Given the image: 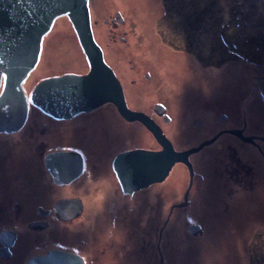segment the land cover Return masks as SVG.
<instances>
[{
    "label": "rangeland",
    "instance_id": "1",
    "mask_svg": "<svg viewBox=\"0 0 264 264\" xmlns=\"http://www.w3.org/2000/svg\"><path fill=\"white\" fill-rule=\"evenodd\" d=\"M174 1L89 0L94 38L105 60L127 86V97L138 93V100L128 104L146 110L162 101L164 105L157 106H166L170 116L162 123L163 130L177 151L195 147L222 130L238 132L221 133L189 155L192 176L184 163L176 162L164 182L144 188L150 203L141 206L147 211L142 212L138 229L144 238L157 236L166 222L162 237L170 247L171 264H264V157L260 153H264V0ZM189 1L198 3H184ZM229 7L237 14L232 29L227 28L224 14ZM117 13L123 17L121 23ZM87 68L71 24L59 17L44 36L39 61L23 86L29 92L44 78L68 72L82 75ZM131 79L142 84L135 87L129 84ZM188 88L199 90L189 104ZM103 126L98 133L102 148L153 146L138 124L124 127L115 121ZM71 131H63L65 137L58 143L78 140ZM242 136L252 142L237 139ZM123 138L124 142H116ZM255 142L262 145L259 151L250 145ZM234 153L253 168L252 176L241 175L243 184L232 176L228 179L226 173L231 165L237 166ZM186 193V204L181 205ZM139 194L134 196L142 201ZM171 206L178 208L170 215ZM257 244L263 257L255 262L249 251Z\"/></svg>",
    "mask_w": 264,
    "mask_h": 264
},
{
    "label": "flooded vegetation",
    "instance_id": "2",
    "mask_svg": "<svg viewBox=\"0 0 264 264\" xmlns=\"http://www.w3.org/2000/svg\"><path fill=\"white\" fill-rule=\"evenodd\" d=\"M111 24L117 25L115 20ZM104 61L109 65L105 58ZM129 66L133 71L134 66L131 63ZM144 76L149 81L150 74ZM118 79L127 108L147 115L165 134L162 123L168 122L170 116L166 106L163 112L157 107L163 102L155 101L146 110L130 106L128 100L137 101L138 93H129L128 98L127 86ZM194 83L198 84V79ZM129 84L138 87L142 82L131 79ZM23 89L28 100L23 124L15 131H0V264H171L170 247L162 237L166 222L161 224V234L157 236L144 238L138 229L142 212L147 211L141 206L145 202L148 207L150 203L143 189L155 183L124 190L113 167L115 157L121 153L160 150L154 136L140 121H127L111 103L68 119L53 118L33 106L28 98L30 91L24 86ZM197 91L187 89V104ZM115 121L124 127L134 128L138 124L153 146L102 148L98 133L104 124ZM70 129L69 134L78 140L58 143V139L62 141L65 137L63 131L67 133ZM90 133L94 138L89 137ZM116 142L122 143L124 138ZM255 144L250 145L259 151L262 145ZM62 153H66L64 159L59 155ZM56 154L50 172L47 160ZM233 158L237 166L227 167L228 179L232 176L243 184L241 175L252 176L253 168L240 161L242 155L234 153ZM261 174L264 181V169ZM262 180L259 178L260 183ZM136 194L143 200L136 198ZM161 195L168 196L166 191ZM147 217L150 227L152 221ZM47 257L52 260L45 261Z\"/></svg>",
    "mask_w": 264,
    "mask_h": 264
},
{
    "label": "water",
    "instance_id": "3",
    "mask_svg": "<svg viewBox=\"0 0 264 264\" xmlns=\"http://www.w3.org/2000/svg\"><path fill=\"white\" fill-rule=\"evenodd\" d=\"M63 16L76 34L89 70L82 75L65 73L44 78L31 89L28 98L33 106L57 119H68L111 103L128 121H140L161 148L156 151L136 149L115 157L113 167L124 190L162 182L176 162L184 163L192 176L189 155L215 141L221 133H238L233 129L222 130L195 147L176 152L154 121L142 112L127 108L120 81L105 63L102 49L94 39L89 0H0V131H15L23 124L28 109L23 83L39 61L44 36L55 20ZM116 20L122 22L119 13ZM157 107L164 111L162 105ZM244 138L252 142V138ZM65 154L59 155L64 159ZM56 156L47 160L50 172V164L55 162ZM128 171H132L131 174ZM186 199L187 193L181 205L186 204ZM50 260L47 257L45 261Z\"/></svg>",
    "mask_w": 264,
    "mask_h": 264
},
{
    "label": "trees",
    "instance_id": "4",
    "mask_svg": "<svg viewBox=\"0 0 264 264\" xmlns=\"http://www.w3.org/2000/svg\"><path fill=\"white\" fill-rule=\"evenodd\" d=\"M176 1H174V3H176ZM185 4H188V5H193V4H196L198 3L197 1H189V2H184ZM224 14L227 16V21H228V25H227V28L229 29H232V27L235 25L236 23V17H237V14L235 13L234 9H232V7H229V9L226 11V8H224ZM257 58V57H256ZM260 244H257L255 246H253L251 249H250V253L252 254V256L254 257V261L257 262L258 260V256H260L258 253H261L260 251ZM248 252V253H249ZM260 257H263V256H260Z\"/></svg>",
    "mask_w": 264,
    "mask_h": 264
},
{
    "label": "clouds",
    "instance_id": "5",
    "mask_svg": "<svg viewBox=\"0 0 264 264\" xmlns=\"http://www.w3.org/2000/svg\"><path fill=\"white\" fill-rule=\"evenodd\" d=\"M90 11V10H89ZM121 16V15H120ZM122 17V16H121ZM122 20H123V17H122ZM90 21H91V16H90ZM70 23V22H69ZM119 23H121V22H119ZM92 27V26H91ZM73 29V28H72ZM74 31V30H73ZM93 31V30H92ZM75 33V32H74ZM75 36H76V34H75ZM93 36H94V34H93ZM77 38V37H76ZM95 39V38H94ZM123 40V39H122ZM78 41V40H77ZM95 41H96V39H95ZM96 43H97V41H96ZM79 44V43H78ZM98 44V43H97ZM99 45V44H98ZM100 46V45H99ZM80 47V46H79ZM101 47V46H100ZM81 49V48H80ZM102 49V48H101ZM83 53V52H82ZM102 53H103V50H102ZM84 55V54H83ZM84 57H85V55H84ZM86 59V58H85ZM87 61V60H86ZM87 64H88V62H87ZM111 68V67H110ZM112 69V68H111ZM89 70V69H88ZM113 70V69H112ZM75 74V73H74ZM116 75V74H115ZM117 77V76H116ZM119 80V79H118ZM25 82V81H24ZM29 96V95H28ZM219 119H221V117L219 118ZM137 121V120H136ZM240 130V129H239ZM166 136V135H165ZM214 137V136H213ZM212 138V137H211ZM211 138H209V139H211ZM174 147V146H173ZM188 149V148H187ZM203 149V148H202ZM183 150H186V149H183ZM191 163V162H190ZM181 203V202H180ZM173 207V208H172ZM172 208V210H171V213H170V215L172 214V212H173V210L175 209V208H178V207H175V206H171L170 207V209ZM169 212H170V210H169ZM170 215H169V217H168V219L170 218ZM164 224V223H163ZM201 230H202V228H201Z\"/></svg>",
    "mask_w": 264,
    "mask_h": 264
},
{
    "label": "bare ground",
    "instance_id": "6",
    "mask_svg": "<svg viewBox=\"0 0 264 264\" xmlns=\"http://www.w3.org/2000/svg\"><path fill=\"white\" fill-rule=\"evenodd\" d=\"M243 132V131H242ZM245 137V136H244ZM243 136L242 137H240V139L241 140H243L244 142H248L245 138H244ZM205 147V146H204ZM203 147V148H204ZM173 149L176 151V152H180V151H177L174 147H173ZM188 160H189V157H188ZM190 161V160H189ZM122 163H124V162H122ZM129 166V165H128ZM154 167H156V166H154ZM126 171V170H125ZM130 172H132V171H128V173L129 174H131ZM157 183H159V182H157ZM136 185V184H135ZM137 186V185H136ZM144 188V187H143ZM139 189H141V188H139Z\"/></svg>",
    "mask_w": 264,
    "mask_h": 264
}]
</instances>
